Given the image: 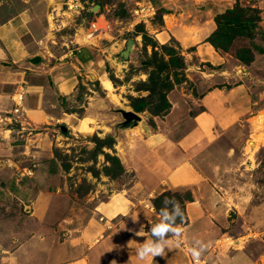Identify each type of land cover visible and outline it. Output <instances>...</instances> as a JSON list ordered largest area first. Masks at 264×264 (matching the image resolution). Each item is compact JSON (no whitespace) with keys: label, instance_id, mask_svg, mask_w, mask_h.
<instances>
[{"label":"crops","instance_id":"crops-1","mask_svg":"<svg viewBox=\"0 0 264 264\" xmlns=\"http://www.w3.org/2000/svg\"><path fill=\"white\" fill-rule=\"evenodd\" d=\"M63 1L0 0V111L10 112L12 94L20 84L27 85L19 122L1 133L0 264H195L187 252L194 239L208 245L200 264H238L233 258L225 262L223 256L213 258L230 225L232 208L226 191L218 190L205 173L212 166L202 162V153L217 146L221 168L233 165L237 146L230 140L235 128L253 124L264 108L254 109L243 65L216 50L208 39L216 30L217 15L239 4L258 10L262 17L264 0H120L131 17L115 20L118 27L113 33L100 7L85 0L90 11L83 14L90 22L99 27L106 23L110 28L94 32L91 42L81 44L77 39L91 30L75 25V34L65 37L67 48L59 52L47 20ZM136 4L153 9L146 23L132 15ZM137 26H143L158 46L176 43L190 87L167 93L170 109L164 116L150 115L139 128L114 135L113 152L124 177L120 181L105 177L102 194L95 188L79 198L70 192L69 174L54 157V149L65 148L68 139L91 133L89 119L69 111L80 82L84 85L88 78L103 89L112 86L106 64L111 58L124 60L122 53L129 40L141 48ZM35 57L38 62H32ZM132 57L130 52L128 58ZM110 65L123 67L114 61ZM131 78L132 82L136 75ZM231 80L236 82L230 85ZM207 84L196 97L195 92ZM131 88L128 85L127 91ZM256 139L259 135L251 131L246 142L255 147ZM221 143L228 149L220 150ZM212 168L219 170L220 165ZM24 169H30L32 177L20 178ZM168 191H184L192 197L184 204L186 219L178 224L183 233L179 238L168 235L164 257L141 261L137 249L152 239L151 227L160 221L153 201Z\"/></svg>","mask_w":264,"mask_h":264},{"label":"rangeland","instance_id":"rangeland-1","mask_svg":"<svg viewBox=\"0 0 264 264\" xmlns=\"http://www.w3.org/2000/svg\"><path fill=\"white\" fill-rule=\"evenodd\" d=\"M96 1L97 0H93V3L95 4ZM119 2L120 0H114V7L104 6L100 10L110 23L111 33L117 30L118 27V25L115 24V20L128 19L131 17V14L125 9L126 7L124 8L126 13L124 15L120 13V10H118L119 7H117ZM60 8L59 6L56 11L58 12ZM95 10L92 11L96 12L97 10ZM86 11H90V9L85 7V12ZM83 12H81L77 18H69L67 15L60 17L61 19H59V21H63V23L59 22L61 30L59 29V31L54 34V36H56V50L59 52L67 48L63 45L66 42L65 37L69 34L71 36L75 34L77 28L75 25L88 28L91 24L90 21L92 19L89 20L90 18L88 15H84ZM262 17H264V15ZM262 17H260L262 23H259V26L264 33V18ZM232 33L233 32H229L228 34L230 36H235V39L227 54L235 59L236 53L239 50L249 46V41L239 37L241 35L237 32ZM81 34L82 30L78 32V36H81ZM127 39L129 40L131 38L129 37ZM254 42L259 46H264V42H262L259 37L255 39ZM168 45L174 48L176 52H180L178 46L173 41L168 43ZM131 53L133 56L132 59L128 58L126 60H121L119 57L115 59L111 58L109 64H106L108 79L110 80L109 76L115 79L114 82H111L113 87L105 85L107 88L103 89L104 87L97 81H91L86 78L84 80V85H81L80 82L75 95V102L71 105V109H69V111L76 113L78 116L89 119L90 126L92 127L91 133H88L89 135L85 134L84 136L68 139V145L63 149H59L60 151L63 150L61 151V158L64 159L63 163L65 164V168L69 167L67 170L69 174L67 179L69 190L70 192L76 193L79 198L84 197V195L90 191H94L95 188L102 194L104 191L103 185L106 182L103 178L108 177L106 176L108 173L107 171L112 166L111 162L105 161L103 155L97 154L96 157H94L91 154L93 150L91 138L93 136L102 139L107 136L113 137V128L117 123L122 122V118L116 110L119 108H128L131 110L128 97H141L137 92L146 93L145 96L148 95V92L137 90L144 87L143 83L147 81L148 73L151 71V68L147 67V64L151 58L152 52L148 54L147 48L146 51H144L142 46L140 48L132 45ZM158 53L160 54V50H158ZM256 55L259 56V58L254 60L252 64L243 65L241 71L245 73L246 78L244 81H246L249 87L251 100L256 103L254 109L255 111H260L264 108V55ZM164 60L168 61L169 58L165 57ZM112 61L118 62V64L123 65V67H112L110 65ZM130 61L132 64L129 63ZM232 64L236 63L232 62ZM123 69L124 72H122ZM170 71L168 80L173 84V89L176 87L189 89L190 83L186 77V65L183 70L178 69V67H172ZM173 72L183 73L184 76L181 74L174 76ZM133 75H136V79H133L131 82L130 79L132 80L131 77ZM235 82V80H231L230 85ZM128 85L132 86V90L129 89L130 93L127 91ZM209 86L210 84L204 85V87L200 88L199 92H195L194 95L198 97L199 93L205 91ZM133 91L136 93L131 94ZM165 114L166 113L159 117ZM139 115L142 118V122L146 121L150 116L148 112L139 113ZM257 116L253 124L244 123L235 128L234 131H236V134L230 141L236 144L237 147L233 155V165L224 169L227 171L221 168L222 163L220 160H216L218 157V152H215L217 146L216 149L209 148L202 153V155H204L202 162L207 167L209 165L212 167L217 164L220 165L219 170L209 167L208 171H205V173H209L210 179H212L213 183L217 184L218 190L222 188L226 191L225 197L229 200L228 203L232 208L229 212L230 225L222 238L220 244L221 248L218 249V252L213 254V258H221L223 256V262L233 258L238 260V264H264V214L262 211L264 205V112H259ZM100 129L106 132V134L103 135L99 132ZM251 131L259 135V139H256L255 147L252 146V143L247 144L246 142V137ZM261 138H263V141ZM228 145H230L229 141ZM218 146H220V150L224 149V147L228 149L225 143H221ZM242 148L244 149L242 150ZM106 150L109 152L107 154L116 157L120 162L119 157L116 155V152H113V149ZM103 152L105 153V151ZM206 152L208 154H206ZM241 152L244 155H241ZM209 157H211V159ZM240 162H243V165L239 166ZM123 173V168H121L119 173L117 170L111 171V169L109 172L114 181H120ZM125 176L127 177V175ZM108 179H110V177H108ZM222 180L225 182H221ZM100 193L99 199H103L104 195ZM185 193L184 191L180 192L183 196Z\"/></svg>","mask_w":264,"mask_h":264},{"label":"trees","instance_id":"trees-1","mask_svg":"<svg viewBox=\"0 0 264 264\" xmlns=\"http://www.w3.org/2000/svg\"><path fill=\"white\" fill-rule=\"evenodd\" d=\"M80 1L83 2L85 0ZM95 4L100 7V10L106 5H115L114 0H97ZM117 7H119L118 10H120L122 15L126 13L122 3L119 2ZM161 12H163V10ZM214 21L216 24V30L211 34L208 42L216 50L228 53L232 42L235 39V36H230L228 33L237 32L241 35L239 37L249 41V46H247V48L239 50L236 53L235 59L238 62H240L242 65H249L254 61L255 54L264 55V46H259L254 42V40L258 37L262 42H264V33L259 26L260 14L258 10L235 4L232 8L227 9L224 13L217 15ZM135 33L136 35L141 36L142 47L144 51H146L148 46L151 47V58L147 64V67H150L151 71L148 73L149 75L147 81L143 83L144 87L137 90L148 92V95L138 98L129 96V106L134 113L148 112L151 116H161L164 113H167L170 109V104L166 99L167 93L173 89V84L168 80L169 73L171 72L170 69H172V67H178V69L183 70L185 68L184 59L180 52H176V50H174V48H172L170 45L167 44L158 46L157 43L153 41L150 36H148L143 26H137ZM158 50H160V54L158 53ZM165 57H168L169 60H164ZM179 74L183 75V73L173 72L174 76H178ZM109 78L111 82L115 81L112 76H109ZM91 142L94 144L91 154L94 157H96L97 154L103 155L106 162L112 163L110 168L111 171L117 170L119 173L122 168L119 160L116 157L110 156L109 154L103 152V148L113 149V145L115 144L114 138L107 136L104 139H100L96 136H93L91 138ZM61 154L62 153L58 149H54V157L61 162L62 168L67 172L69 167L65 168V164L63 163L64 159L61 158ZM110 169L107 171L108 173L106 176L112 179L111 174H109ZM166 198H175L177 201H179L183 218H178L176 223H183L186 219L184 204L192 199L190 193L186 192L183 196L178 192L168 191L164 192L160 196H157L153 201V207L158 214L164 207L163 201ZM152 239H154L153 236Z\"/></svg>","mask_w":264,"mask_h":264},{"label":"built area","instance_id":"built-area-1","mask_svg":"<svg viewBox=\"0 0 264 264\" xmlns=\"http://www.w3.org/2000/svg\"><path fill=\"white\" fill-rule=\"evenodd\" d=\"M85 11V4L80 0H64L62 2V7L57 12L56 9H52L49 13V17L47 20L48 29L52 36L56 32L59 31L60 17H64L67 15L69 18H77L81 12ZM153 9L151 7H144L141 4H136V8L133 11V14L140 20L141 23H146L153 16ZM56 25V26H55ZM56 27V30H55ZM109 25L104 23L102 27H99L96 22H92L88 29L90 32H87L85 35L87 39H90L94 32H106L109 30ZM27 89L26 84L22 83L17 87L16 92L11 96V102L13 103V109L10 112H1L0 111V141H1V133L7 129H11L13 125L17 124L20 120L21 116V107L23 103V99L26 95ZM18 176L20 178H30L32 177V171L30 169L22 170Z\"/></svg>","mask_w":264,"mask_h":264},{"label":"clouds","instance_id":"clouds-1","mask_svg":"<svg viewBox=\"0 0 264 264\" xmlns=\"http://www.w3.org/2000/svg\"><path fill=\"white\" fill-rule=\"evenodd\" d=\"M164 207L159 213L160 221L151 227V234L154 239L144 241L137 249L139 260L143 261L147 258L164 257L166 248L169 245L168 235L171 234L179 238L183 229L178 225L177 219L183 218V213L179 201L175 198H166L163 201ZM208 245L200 239H194L192 245L187 248L195 264H200V258L206 251Z\"/></svg>","mask_w":264,"mask_h":264},{"label":"water","instance_id":"water-1","mask_svg":"<svg viewBox=\"0 0 264 264\" xmlns=\"http://www.w3.org/2000/svg\"><path fill=\"white\" fill-rule=\"evenodd\" d=\"M96 8H99L98 6H96ZM132 45H133V41L129 40L127 42V49L122 53V58L124 60L128 59V55L130 52H132ZM39 58L35 57L32 62H38ZM146 64V62H145ZM121 118H122V122L117 123L115 125V127L113 128L114 130V135L117 136L118 132H125L127 130H133L138 128L141 123H142V118L139 114L134 113L132 110L126 108V109H122L119 108L118 110H116ZM113 135L114 140L116 139V137Z\"/></svg>","mask_w":264,"mask_h":264},{"label":"bare ground","instance_id":"bare-ground-1","mask_svg":"<svg viewBox=\"0 0 264 264\" xmlns=\"http://www.w3.org/2000/svg\"><path fill=\"white\" fill-rule=\"evenodd\" d=\"M77 40H78V42L81 43V44H83V43L86 44V43H89V41H90L89 39L86 38V36H85V38L80 37V38H78ZM90 42H91V41H90Z\"/></svg>","mask_w":264,"mask_h":264}]
</instances>
